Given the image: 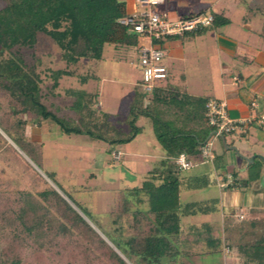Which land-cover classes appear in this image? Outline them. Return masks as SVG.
Masks as SVG:
<instances>
[{
    "label": "trees",
    "instance_id": "trees-1",
    "mask_svg": "<svg viewBox=\"0 0 264 264\" xmlns=\"http://www.w3.org/2000/svg\"><path fill=\"white\" fill-rule=\"evenodd\" d=\"M3 1L0 7V202L11 210L10 215L4 210L0 213V228L4 231L3 227L10 226L13 238L0 248V264H23L15 249L16 242H30L37 251H43L44 247L49 251L40 239L52 240L55 236L79 243L87 264L98 258L109 264H226L227 252H234L241 264H264V217H235L234 209L221 221L185 224L182 220L183 216L221 210L217 197L180 200L181 188L217 184L212 171L185 175L176 163L180 153H185L194 165L201 162V145L212 132L205 117L208 96L176 89L169 85L167 77L144 96L133 98L127 131L109 120L111 113L95 109L99 102L96 92L65 90L72 97L69 109L76 118L60 116L42 101L40 77L32 66L26 65L21 50L33 48L37 33L43 32L61 49V57L67 64H75L80 58L100 59L106 44L125 45L137 51L138 36L119 22L129 14L126 0ZM211 13L212 27L229 22L222 13ZM258 16L263 18L259 34L264 39V4L246 7L241 21L246 23ZM207 28L186 34L198 35ZM164 40L155 43L162 48ZM72 73L67 68L52 70L51 88L58 86L61 76ZM81 80H86V76ZM24 115H29L37 126L49 119L64 134H87L93 140H103L108 143L110 154L140 133L142 126L136 124L138 118L149 119L161 155L139 184L115 191L105 202L104 222L102 213L96 211L92 194L63 189L55 180V173L42 171L39 165L42 142L29 137ZM256 157L246 161L245 176L231 170L232 182L223 189L264 193L261 180L264 167L255 164ZM217 158L215 155L216 165L222 167ZM220 176L224 177V173Z\"/></svg>",
    "mask_w": 264,
    "mask_h": 264
},
{
    "label": "rangeland",
    "instance_id": "rangeland-1",
    "mask_svg": "<svg viewBox=\"0 0 264 264\" xmlns=\"http://www.w3.org/2000/svg\"><path fill=\"white\" fill-rule=\"evenodd\" d=\"M260 1L248 0V2L257 3ZM126 2L129 12L150 10L160 15L165 13L169 18L197 12V8L201 6L204 10H208L205 7L208 4L212 6L213 12H218L215 9L218 10L219 7H227L230 9L226 11V15L233 21V25L222 29L228 30L230 27L239 25L237 22L240 11L234 7V0H165L161 4L150 7L136 5L133 0H126ZM3 4L4 1L0 0V7ZM261 20L263 18L260 17L254 23H259ZM206 37L207 40L203 48L200 47L198 39H181L179 36L166 38L162 46L165 52L163 62L170 74V78H168L170 86L192 95L206 97L213 94L216 97L220 96L219 89L223 78L221 72L224 70V66L221 64L228 59V56L223 51L219 54L212 37ZM21 54L26 65L32 66L38 73L42 101L49 109L65 118H76V114L69 109L72 97L65 90L68 88L85 89L98 94L99 102L94 106L95 109L111 113L109 120L117 128L123 131L128 130L127 115L130 103L134 97L145 95L141 88L136 50L125 45L106 44L100 59L80 58L75 64H67L61 57V49L52 38L39 32L35 46L22 49ZM59 68L70 69L73 73L61 76L58 86L52 89L50 73ZM226 74H229L228 71ZM82 76H86V80L82 81ZM224 78L225 81L230 79V77ZM24 117L28 122L27 134L29 137L42 142L39 162L42 171L55 173V180L63 189L76 190L80 194H92L96 200V211L102 213L104 222L107 220L104 216L105 202L111 199L115 191L139 184L153 162L161 155L149 119L138 118L136 124L142 126L140 133L130 142L117 146L110 154L108 152L109 145L103 140H93L87 134H64L58 125L49 119L43 120L41 125L37 126L29 115H24ZM208 139L212 141L213 153L218 155L217 162L228 168L239 166L236 167V170H239L242 165L246 168L247 160L245 159L239 158L236 165L234 161L236 156L233 151L226 149L221 137H211L210 133ZM9 142L24 158L28 159L23 151L11 141ZM253 149H257V147L253 146ZM220 150L225 155L220 153ZM260 151L262 153L260 155L264 157V150ZM28 161L35 169L38 168L29 159ZM212 164V161H208L181 172L185 175L197 174L210 168ZM255 164L264 167V161L260 157H256ZM37 171L65 197L39 168ZM261 180L264 183V175L261 176ZM222 191L223 187L217 184L207 188H181L180 200L187 202L217 197L219 202H223L225 208L228 207L227 214L235 209L233 212L235 217H240L239 215L264 217V210L261 209L264 208V193L240 190L241 201L239 205L232 207L229 205L232 192L225 191L224 193ZM3 192H5V188H3ZM0 204V213L3 214L4 210L7 215H10L11 209L7 208L3 201ZM251 207L254 209L251 210ZM13 208L16 209V206ZM219 213L221 210L210 214L188 215L183 216L182 220L185 224H200L209 220L218 221ZM87 221L90 223L89 220ZM90 224L104 237L92 223ZM3 228L4 231H1L0 228V248L8 245L13 238L10 226L7 225ZM40 240L49 247V251L46 247L43 248V251H37V247L33 248L30 242L27 244H24L23 241L15 243V249L22 256L23 264H87L83 260L84 255L79 243L72 238L55 236L52 240L49 237H43ZM106 241L108 240L106 239ZM108 243L112 246L109 241ZM225 247H227L226 243L224 249ZM224 251L226 252V250ZM225 261L226 264H241L234 252H227ZM89 264L109 263L98 258Z\"/></svg>",
    "mask_w": 264,
    "mask_h": 264
},
{
    "label": "crops",
    "instance_id": "crops-1",
    "mask_svg": "<svg viewBox=\"0 0 264 264\" xmlns=\"http://www.w3.org/2000/svg\"><path fill=\"white\" fill-rule=\"evenodd\" d=\"M234 4V7L240 11L237 22L239 24L238 26L230 27L228 30L222 29L226 26H232L233 21L226 15V11L230 8L219 7L218 10H215L229 19L227 24L218 27L209 26L201 34L194 36L185 34L179 36V38L198 39L201 45L200 47L203 48L207 40L206 36L212 37L219 54L223 51L228 56V59L221 64V66H224V70L221 72L223 78L220 83V96L216 97H220L227 101L228 114L233 118H246L251 115L258 117L259 115H264V39L259 34L262 20L256 23L258 24L256 25L254 22L261 16L246 23H243L241 19L245 13L246 7L250 5H263L264 1L257 3L248 2V0H234ZM205 7H207L209 11H213L210 4ZM200 9H204L203 6L198 7L197 11H201ZM226 71H228L229 74H226ZM227 76L230 77V79L225 81L224 77L228 78ZM168 77L170 78L169 72ZM208 97H215V95L212 94ZM251 101L256 102V107L253 108L250 106ZM221 138L224 141L226 149L233 151L236 156L234 157V161L237 165L239 158L245 159L252 155L257 156L258 154H262L260 150H264V123L259 124L254 120L248 125L244 132L232 133ZM253 146H256L257 149H253ZM221 151L222 150H220V153L224 154V152ZM214 154L217 155L215 152ZM212 162L213 164L210 168L198 172L197 174L213 171L217 178L220 177L221 174L231 170L238 171L240 177L246 174L244 165L240 166L239 170H236V167L239 166L231 168L224 166L218 167L215 163L216 159ZM204 163L205 162H200L193 166L202 165ZM225 191L232 192L229 205L232 207L239 205L241 201L240 190L237 188L232 190L223 189L222 192L225 193ZM219 205L221 207V213H219L220 216L218 220L221 221L223 216L227 214L226 211H228V207L225 208L223 202H219ZM252 209L254 208L251 207V210ZM261 209L264 210V208Z\"/></svg>",
    "mask_w": 264,
    "mask_h": 264
},
{
    "label": "built area",
    "instance_id": "built-area-1",
    "mask_svg": "<svg viewBox=\"0 0 264 264\" xmlns=\"http://www.w3.org/2000/svg\"><path fill=\"white\" fill-rule=\"evenodd\" d=\"M141 7L154 6L165 0H133ZM213 14L209 10H202L182 14L176 18H169L167 14H158L150 10L129 12L119 19L128 31L139 38L137 48L138 65L141 75V88L150 92L154 85L168 77L167 66L163 62L164 49L156 45L155 41L167 37L183 36L211 26ZM251 107H256V102H250ZM205 117L208 126L212 129L211 137H221L232 133H241L254 120L259 124L264 123V115H251L246 118H233L228 114L227 101L222 98L209 97L205 103ZM215 154L212 151V141L208 139L200 148L201 162L213 161ZM179 170H187L194 163L187 158L185 153H180L176 159ZM232 182L231 171L225 172L224 177L217 178V185L226 187ZM242 217V215H239ZM228 251V247H225Z\"/></svg>",
    "mask_w": 264,
    "mask_h": 264
},
{
    "label": "water",
    "instance_id": "water-1",
    "mask_svg": "<svg viewBox=\"0 0 264 264\" xmlns=\"http://www.w3.org/2000/svg\"><path fill=\"white\" fill-rule=\"evenodd\" d=\"M258 157H260V158H262L263 159V161H264V157L262 156V155H257ZM254 157H255V155H252L251 157H249V158H245L248 162H251L253 159H254ZM38 169V168H37Z\"/></svg>",
    "mask_w": 264,
    "mask_h": 264
}]
</instances>
